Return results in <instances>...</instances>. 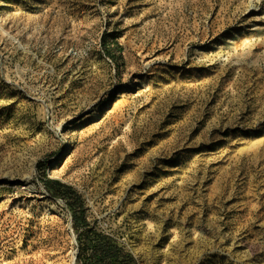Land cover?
Instances as JSON below:
<instances>
[{
    "label": "rangeland",
    "instance_id": "rangeland-1",
    "mask_svg": "<svg viewBox=\"0 0 264 264\" xmlns=\"http://www.w3.org/2000/svg\"><path fill=\"white\" fill-rule=\"evenodd\" d=\"M92 230L264 264V0H0V264H84Z\"/></svg>",
    "mask_w": 264,
    "mask_h": 264
},
{
    "label": "trees",
    "instance_id": "trees-1",
    "mask_svg": "<svg viewBox=\"0 0 264 264\" xmlns=\"http://www.w3.org/2000/svg\"><path fill=\"white\" fill-rule=\"evenodd\" d=\"M118 45L115 44L114 47ZM42 184L48 191H52L55 196L63 195L64 192H68L70 195H74L75 193L72 191L71 187L63 184L62 182L49 179L44 175L42 179ZM64 191V192H63ZM72 213V229L74 232H78L79 226H88L87 220L83 215H75V209L70 204ZM81 212V209L79 210ZM89 239V245L91 248V254L89 255L87 261L84 264H133L132 256L125 252L121 247H119L115 241L98 233L97 231L92 230ZM81 253L78 254L77 257L80 256Z\"/></svg>",
    "mask_w": 264,
    "mask_h": 264
}]
</instances>
